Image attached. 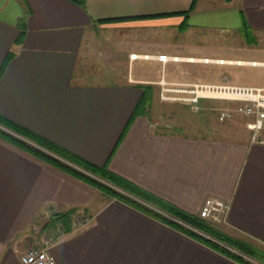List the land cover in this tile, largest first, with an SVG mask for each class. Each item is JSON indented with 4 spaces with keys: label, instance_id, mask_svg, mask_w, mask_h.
<instances>
[{
    "label": "crops",
    "instance_id": "obj_1",
    "mask_svg": "<svg viewBox=\"0 0 264 264\" xmlns=\"http://www.w3.org/2000/svg\"><path fill=\"white\" fill-rule=\"evenodd\" d=\"M217 15H240L245 28L264 33V0H0V113L187 213L207 196L226 199L225 231L264 247V144L251 141V118L236 115L219 134L198 135L153 127L148 110L133 115L159 79L229 84L191 81L176 66L206 57L155 58L186 52L157 38L156 26L194 18L188 26L199 27ZM103 44L125 60V73L93 55ZM96 61L105 71L94 70L93 81L76 76ZM72 209L52 227L54 214ZM80 213L89 221L73 229ZM34 246H46L54 264H247L0 135V264H24Z\"/></svg>",
    "mask_w": 264,
    "mask_h": 264
},
{
    "label": "rangeland",
    "instance_id": "obj_2",
    "mask_svg": "<svg viewBox=\"0 0 264 264\" xmlns=\"http://www.w3.org/2000/svg\"><path fill=\"white\" fill-rule=\"evenodd\" d=\"M223 1V0H220ZM236 1V0H235ZM236 4V2H232ZM230 5V4H228ZM230 11H224L225 13L229 12L230 16L232 14V9ZM216 18L212 21H204L203 26H191L189 23H194V18L191 21H186L182 26H167L161 27L156 26V36L157 38L163 37L167 39H172V41L176 42L177 47L182 46V49H185L186 52L181 53H168L171 56H186V57H199V58H215V59H230V60H240V61H259L264 62V33H258L248 28H245L242 21V16L237 15L236 17H230L229 20H224L221 18ZM239 20H238V19ZM152 29H149L151 32ZM147 31L140 32L143 35ZM164 35V36H163ZM146 36V35H145ZM170 36V37H169ZM146 38V37H145ZM97 50L93 52L95 57L103 58V61H106V57L111 60L110 63L117 65V69L119 74L125 73L126 65L123 63L125 60L120 57V54H110V45L103 44L97 46ZM101 50V52H100ZM103 51H105L103 53ZM130 55V54H129ZM150 55V54H140ZM158 55V54H157ZM204 60V59H203ZM87 66V62L84 61ZM253 63V62H252ZM251 63V64H252ZM100 62H92L89 63L88 67L90 69H77V75L79 79H84L85 81H93L95 79L92 76L93 71L103 72L104 68L99 66ZM251 64H237V63H227L221 62L216 63L213 61L206 62H197V63H178L177 67L182 66L184 69L189 70V78L194 82H210V83H229V84H237V85H260L264 86V65H251ZM167 70L169 69L170 64L167 65ZM175 66V64L173 65ZM125 71V72H124ZM91 73V75H84ZM122 73V74H123ZM101 76H103L101 74ZM102 79L108 80V78L101 77ZM110 81V80H108ZM163 79H159L158 83L155 87L148 86L146 91L148 94L151 93L153 89V94L155 96H151V102H149L148 112L149 116L152 120L153 127L157 128H165L166 130L174 131V132H182V133H191V134H207V135H215L219 134L223 127L228 126V121H236L239 118L236 115H241L238 113H234V115L225 120L219 121L218 114L221 108L224 106L234 107L236 102L229 101V104L225 100L221 99H213V98H204L197 97L196 100H184V97H196L194 94L187 93L182 91L184 86L191 83H171L161 82ZM196 84V83H194ZM200 84V83H198ZM146 86V85H145ZM146 92V93H147ZM150 96V95H149ZM169 97V98H166ZM227 103V104H226ZM244 116V115H242ZM232 119V120H231ZM16 136H19L26 142L31 145H35L38 148L45 149L42 146L37 145L36 140L32 138H26L14 131H11ZM264 132V129H263ZM48 152V151H47ZM75 167H78L74 165ZM79 170L84 171L85 173L94 176L96 181H99L103 185H107L113 187L116 190H120L119 188L100 178L98 175H92L88 171L78 167ZM94 184L93 182H91ZM103 191H107L106 189H101ZM109 192V191H108ZM113 194V193H111ZM114 197H117L116 194H113ZM76 217H82L84 215L75 214ZM80 220V219H78ZM174 222H178L182 224L181 226L186 227L187 224L188 232L185 228H180L185 231L187 234L202 240L204 243L209 244L211 247L217 250H225L229 252L230 256L233 258H247L246 260L249 262H253L255 264H259V262L252 259V257L246 256L244 253L248 252L247 250H242L244 253L239 251V246L233 245L227 240L221 238L220 235L203 231L201 228L193 226L189 223L184 224V221H180L177 218H172ZM205 221V220H204ZM184 222V223H183ZM209 223V222H207ZM211 223H209L210 225ZM72 227V222L70 223ZM211 226L218 229L220 232H226L231 235L233 239L236 240H245L247 243L254 245L258 248H262L257 245L253 240L248 237L242 235L241 233H230L225 231L224 225H214ZM194 232V234H192ZM53 232L50 230L46 234V238L52 237ZM237 247L239 249H237ZM264 250V248H262ZM245 255V256H244ZM242 260V259H241Z\"/></svg>",
    "mask_w": 264,
    "mask_h": 264
},
{
    "label": "trees",
    "instance_id": "obj_3",
    "mask_svg": "<svg viewBox=\"0 0 264 264\" xmlns=\"http://www.w3.org/2000/svg\"><path fill=\"white\" fill-rule=\"evenodd\" d=\"M74 2L81 4L82 0H73ZM11 53H9L3 63H7V61L10 59ZM144 89L143 95L140 97L139 101L137 102L134 110L133 115L146 112L148 110L147 105L150 102L151 96H149L148 92ZM14 131L26 138H32L36 140L37 145L42 146L45 148L44 150L41 148L36 147L35 145H31L30 143L26 142L19 136L14 135L10 132ZM0 135L7 138L8 140L12 141L13 143L19 145L22 148H25L31 152H33L36 155H39L50 162L58 165L59 167L69 170L73 172L74 174L85 178L86 180L93 182L101 189H106L110 193L116 194L117 197L130 202L131 204L140 207L141 209L145 210L146 212H149L155 216L161 217L163 219H166L168 222L172 223L173 225L185 228L188 232H190V229H188V226L186 223H189L193 226L201 228L203 231L212 232L215 234H218L221 236V238L227 240L226 242H229L230 245H236L239 246L237 249L244 253L242 250H247L248 252H245L244 254L246 256L252 257L255 261L259 262V264H264V248L262 245V248H258L254 245H251L247 243L245 240H236L231 237L230 234L226 232H220L215 227L209 225L207 221H204L203 219L199 218L197 214H191L187 213L167 202L164 200H161L152 194H149L148 192L144 191L140 187H138L136 184L132 183L129 180H126L125 178L121 177L118 174H115L114 172L110 171L107 168V165L103 166H95L86 160L82 159L81 157L75 155L74 153L60 147L59 145L55 144L54 142L38 135L37 133L19 125L18 123L10 120L9 118L5 117L3 114L0 113ZM48 151V152H47ZM74 165L84 169L85 171H88L92 175H98L100 178L104 179L105 181L112 183L115 187L119 188L120 190H116L113 187L103 185L99 181H96L95 177L85 173L82 170H79L78 167H75ZM75 212L74 209L71 211L63 212L62 214L56 213L53 216V220L51 219L50 222L52 223V227L56 226V222L58 219L63 218L65 216H70ZM177 218L180 221H184L183 223L186 224L184 226H181L182 224L178 222H174L172 218ZM192 232V231H191ZM190 232V233H191ZM194 234V232L192 233ZM221 251V250H220ZM223 253L230 256L229 252L222 250ZM244 255V256H245ZM239 259V258H237ZM243 262H246L247 264H255L253 262H249L246 259L247 258H241ZM239 259V260H241Z\"/></svg>",
    "mask_w": 264,
    "mask_h": 264
},
{
    "label": "built area",
    "instance_id": "obj_4",
    "mask_svg": "<svg viewBox=\"0 0 264 264\" xmlns=\"http://www.w3.org/2000/svg\"><path fill=\"white\" fill-rule=\"evenodd\" d=\"M139 54H130V58L139 57ZM145 58L152 56L144 55ZM161 62L168 60H179V56H171L167 54H158L155 56ZM189 60L195 58L189 57ZM206 61H212L205 58ZM223 62V60H219ZM256 62H253V65ZM182 91L194 94L193 98L184 97V100L193 101L197 97L221 99L227 102L234 101V107L224 106L218 114L219 121H225L231 118L234 113L249 116L251 119L246 122V127L250 130L252 142H262L264 129V86H247L236 84H187ZM166 98H169L166 96ZM230 207V203L221 197L207 196L203 199L202 204L197 212L199 218L214 224L220 225L226 222V216ZM84 217V216H83ZM80 219V220H78ZM89 218L76 217L72 219V228H80ZM46 243H50L53 238L48 237ZM24 264H54V257L48 251L46 246H34L27 249L20 257Z\"/></svg>",
    "mask_w": 264,
    "mask_h": 264
}]
</instances>
